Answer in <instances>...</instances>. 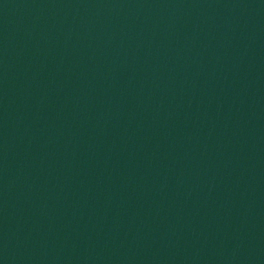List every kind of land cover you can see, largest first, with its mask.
I'll use <instances>...</instances> for the list:
<instances>
[{
    "label": "water",
    "instance_id": "1",
    "mask_svg": "<svg viewBox=\"0 0 264 264\" xmlns=\"http://www.w3.org/2000/svg\"><path fill=\"white\" fill-rule=\"evenodd\" d=\"M0 264H264V0H0Z\"/></svg>",
    "mask_w": 264,
    "mask_h": 264
}]
</instances>
